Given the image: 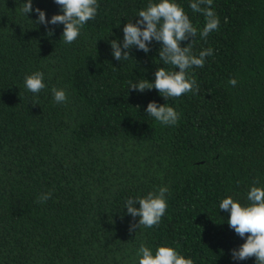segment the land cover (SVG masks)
<instances>
[{"label": "trees", "instance_id": "1", "mask_svg": "<svg viewBox=\"0 0 264 264\" xmlns=\"http://www.w3.org/2000/svg\"><path fill=\"white\" fill-rule=\"evenodd\" d=\"M25 2L0 0V264H139L141 244L154 255L172 247L194 264H256L233 260L246 240L219 205L229 196L249 204L251 187L264 188V0H213L219 28L191 45L197 56L213 49L188 70L199 92L168 100L130 90V82H154L160 67L174 70L159 59L161 42L147 54L133 48L127 61L115 60L109 43L122 42L128 21L159 0H97L96 17L71 44L63 25H49L48 37L34 11L21 12ZM174 2L202 31L194 0ZM33 7L48 20L62 14L54 0ZM37 71L46 88L34 94L24 81ZM53 88L66 92L65 103ZM153 101L173 107L178 123L145 113ZM161 187L168 207L160 223L130 234L139 217L125 202Z\"/></svg>", "mask_w": 264, "mask_h": 264}, {"label": "clouds", "instance_id": "2", "mask_svg": "<svg viewBox=\"0 0 264 264\" xmlns=\"http://www.w3.org/2000/svg\"><path fill=\"white\" fill-rule=\"evenodd\" d=\"M54 2L60 6L62 14L53 15L51 20L47 19L46 12L39 7L34 9L33 0H26L20 10L27 17L34 11L38 16V20L34 22L45 26L48 37L54 35V28L49 25H63L62 39L68 44L77 40L86 23L96 17L99 8L97 0H54ZM212 3L213 0H194L189 5L194 12L202 13L206 18L205 25L199 33L183 7L174 0H159L158 3L149 2L144 10L139 11V19L136 23L128 21L123 27L122 42L119 39L109 41L111 54L117 61H127L132 58L133 48L147 54L151 51L149 45L153 41L161 42L159 59L165 66H173L172 71L166 67L158 68L154 82H149L147 79H140L138 84L130 82V90L144 93L155 89L165 100L189 92H199V86L188 70L193 67L202 68L206 57L213 55V49L202 50L197 56L193 54L191 45L198 34L201 38L207 39L210 33L219 28L220 19L211 10ZM189 40L191 43L181 46L182 42ZM229 83L235 86L237 81L231 79ZM24 86L31 93H40L46 88L44 73L37 71L26 76ZM52 93L56 103L67 101V94L63 89L53 88ZM145 113L167 126L176 125L180 118V114L173 107L168 104L159 105L155 101L147 105ZM167 192V187H161L158 193L148 192L142 198H129L125 202L127 215L134 219L139 217L138 224H130V234L142 226L152 228L160 223L168 207ZM50 198L51 193L42 194L37 203L47 202ZM247 200L250 203L242 205L229 196L219 205L220 210L230 213V218L227 220L230 228L246 240L238 249H233L231 255L233 260L255 257L256 264H264V188L251 187ZM137 204L139 208L136 207ZM137 256L140 257L139 264H194L191 258L186 259L174 248L166 246L159 247L154 255L149 247L141 244Z\"/></svg>", "mask_w": 264, "mask_h": 264}]
</instances>
